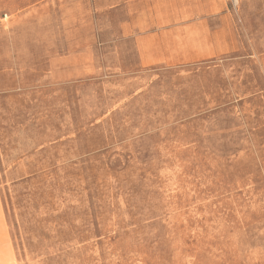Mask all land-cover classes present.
Masks as SVG:
<instances>
[{"label":"rangeland","instance_id":"rangeland-1","mask_svg":"<svg viewBox=\"0 0 264 264\" xmlns=\"http://www.w3.org/2000/svg\"><path fill=\"white\" fill-rule=\"evenodd\" d=\"M0 264H264V0H0Z\"/></svg>","mask_w":264,"mask_h":264}]
</instances>
